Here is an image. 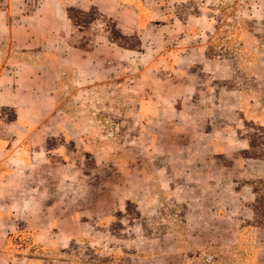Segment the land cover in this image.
Returning a JSON list of instances; mask_svg holds the SVG:
<instances>
[{
  "label": "crops",
  "instance_id": "1",
  "mask_svg": "<svg viewBox=\"0 0 264 264\" xmlns=\"http://www.w3.org/2000/svg\"><path fill=\"white\" fill-rule=\"evenodd\" d=\"M217 1L0 0V264H64L106 237L100 219L159 190L262 214L264 157L225 107L241 91L205 57ZM235 3L264 15V0ZM75 85L90 123L63 98Z\"/></svg>",
  "mask_w": 264,
  "mask_h": 264
},
{
  "label": "rangeland",
  "instance_id": "2",
  "mask_svg": "<svg viewBox=\"0 0 264 264\" xmlns=\"http://www.w3.org/2000/svg\"><path fill=\"white\" fill-rule=\"evenodd\" d=\"M215 3L217 13L213 11ZM215 3L205 15L211 23L206 30L205 57L221 60L228 77L223 85L241 91L240 110L235 108L236 94L224 99L225 107L239 112L250 156L264 157V18L260 20L264 15L248 18L242 10L232 11L235 0ZM19 5L22 11L21 1ZM189 6L193 8L190 14L199 17V10ZM66 86L70 85L63 80L62 88ZM70 89H75L74 93L63 98L73 107L74 115L90 123L89 88L75 85ZM95 126L100 133H113L109 126ZM144 197L146 194L139 198L138 210L132 203L125 211L100 219L97 228L109 234L89 245L75 243L72 252L61 256L64 264H264V211L262 215L259 205L252 221L248 206L232 205L233 199L223 200V215H219L220 205H214L212 198L202 204L191 195L188 203L181 192L165 190Z\"/></svg>",
  "mask_w": 264,
  "mask_h": 264
}]
</instances>
